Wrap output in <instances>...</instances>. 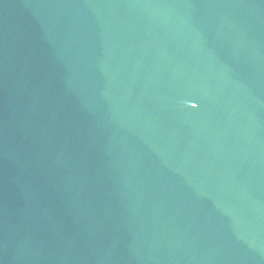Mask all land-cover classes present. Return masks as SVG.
Instances as JSON below:
<instances>
[{"label":"water","instance_id":"1","mask_svg":"<svg viewBox=\"0 0 264 264\" xmlns=\"http://www.w3.org/2000/svg\"><path fill=\"white\" fill-rule=\"evenodd\" d=\"M0 264H264V0H0Z\"/></svg>","mask_w":264,"mask_h":264}]
</instances>
